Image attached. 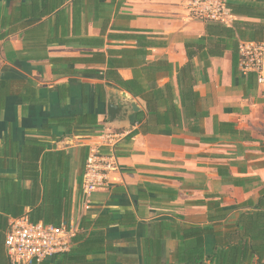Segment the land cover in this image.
<instances>
[{"label": "crops", "instance_id": "0c3cea01", "mask_svg": "<svg viewBox=\"0 0 264 264\" xmlns=\"http://www.w3.org/2000/svg\"><path fill=\"white\" fill-rule=\"evenodd\" d=\"M188 1L0 0V145L9 135L56 136L49 147L72 156L71 226L77 231L84 215L109 223L105 264H219L221 251L226 263L231 225L264 190V84L239 77L230 51L211 57L208 67L197 56V112L207 116L187 117L181 107L185 42L206 35V21L191 14ZM235 21L264 23L232 12L225 25ZM118 79L139 80L134 87L143 95ZM25 84L43 101H25ZM97 84L105 87L104 100L108 88H118L143 111L147 94L168 88L158 103L178 104L181 125L129 139L135 115L125 126L110 124ZM59 88L69 93L65 99ZM83 111L97 112L98 124L77 125L66 135L56 126L39 131L52 117ZM93 150L112 154L117 169L107 187L85 199L78 177ZM17 172L0 165V176ZM7 231L0 229V264H13Z\"/></svg>", "mask_w": 264, "mask_h": 264}, {"label": "trees", "instance_id": "16d2710c", "mask_svg": "<svg viewBox=\"0 0 264 264\" xmlns=\"http://www.w3.org/2000/svg\"><path fill=\"white\" fill-rule=\"evenodd\" d=\"M229 7L233 13L264 19V0L229 2ZM204 20L206 35L185 42L189 61L179 69L178 73L181 107L187 117L207 116V112H197L200 94L194 89L197 80L192 74V61L195 57L203 58L205 67H208L211 64V57L221 56L226 51H230L237 75L244 77L239 71L240 41H264V23L235 21L233 26H227L214 20ZM246 76L250 81L254 79L255 74L249 73ZM106 77L112 79L113 76L107 73ZM117 81L134 95H143V89L137 90L134 87L140 82L139 80L118 79ZM24 89L25 101L30 103L43 101L38 91L30 84H25ZM13 92L14 90L9 88L8 93ZM168 92L166 88L146 95L144 99L147 101V110L135 114L132 124L138 127L128 134L127 138L130 139L140 133L156 134L165 127L181 125V107L178 104L170 102L168 98L163 100L165 103H158L160 95ZM68 94L64 89L59 88L61 99H65ZM95 95L101 101H106L104 100L106 90L102 84L96 85ZM84 99L86 100L87 96H84ZM97 124V112L83 111L52 117L40 127L39 131L49 133L51 126H56L61 129L63 135H66L77 125ZM55 138V135L51 138L26 136L23 141L15 140L10 135L3 138V144L0 145V165L17 169L18 172L17 175L0 176V211L12 217L0 214L1 230H7L11 220L20 217H26L33 223L43 222L57 227H70L73 203L72 156L67 150L57 149L55 145L49 147ZM84 149L89 152V148L84 147ZM84 170L81 169L79 173V188L82 187ZM26 181H31L30 187H26ZM246 204L253 205L254 208L241 213L231 225L232 230L228 236L230 249L225 254L230 255V260L223 263L221 251L218 255L221 257L219 264H241V261L242 264L245 261L246 264H264V190L256 203L247 201ZM106 219L104 216L94 218L84 215L71 239L70 250L59 252L40 264H54L55 261H59V264H105L106 246L110 242L104 229L105 225H109Z\"/></svg>", "mask_w": 264, "mask_h": 264}, {"label": "built area", "instance_id": "2783aa9c", "mask_svg": "<svg viewBox=\"0 0 264 264\" xmlns=\"http://www.w3.org/2000/svg\"><path fill=\"white\" fill-rule=\"evenodd\" d=\"M189 9L196 18L228 24L232 17L229 0H189ZM239 71L243 76L254 73L258 84H264V41L241 40ZM117 169L116 158L99 150L89 153L82 179L85 199L108 186L109 174ZM76 230L73 226L33 223L26 217L14 218L6 234L7 253L13 264H40L59 252L70 250Z\"/></svg>", "mask_w": 264, "mask_h": 264}, {"label": "water", "instance_id": "95a60500", "mask_svg": "<svg viewBox=\"0 0 264 264\" xmlns=\"http://www.w3.org/2000/svg\"><path fill=\"white\" fill-rule=\"evenodd\" d=\"M107 120L113 125L125 126L141 110L139 104L126 91L110 87L107 90Z\"/></svg>", "mask_w": 264, "mask_h": 264}]
</instances>
